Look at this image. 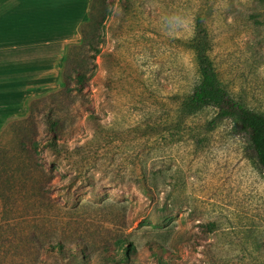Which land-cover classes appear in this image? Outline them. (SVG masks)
<instances>
[{"label":"rangeland","instance_id":"1","mask_svg":"<svg viewBox=\"0 0 264 264\" xmlns=\"http://www.w3.org/2000/svg\"><path fill=\"white\" fill-rule=\"evenodd\" d=\"M106 5L98 53L80 34L29 47L11 68L27 86L2 108L0 264H126L124 244L134 264H159L150 240L166 264H264V169L229 120L213 122L215 107L181 109L201 79L189 45L200 14L222 84L264 112V2ZM76 67L80 92L64 82ZM54 133L66 148L45 144ZM61 244L68 253L52 252Z\"/></svg>","mask_w":264,"mask_h":264},{"label":"trees","instance_id":"2","mask_svg":"<svg viewBox=\"0 0 264 264\" xmlns=\"http://www.w3.org/2000/svg\"><path fill=\"white\" fill-rule=\"evenodd\" d=\"M264 2V0H261ZM111 14V9L106 5V0H92L90 15L87 21L81 24V46L100 51L99 43L93 40V36L98 33V28L105 26V21ZM189 45L195 50L200 64L201 79L195 86L192 94L187 96L181 102V109L185 114H191L205 106H213L217 109V115L213 122L229 120L232 124V130L244 136L247 142L248 150L255 155L257 162L264 169V112L255 110L245 103L234 98L229 90L222 84L218 71L209 54L210 39L207 29L203 25L202 16L199 14L195 19V33L189 41ZM72 53L69 52L66 58V64H72ZM88 80L87 72L84 68L76 67L73 71L64 72V82L69 88L73 83L77 90L83 91V86ZM50 129L53 131L58 127V121L49 117ZM57 134L50 136L45 142L48 146L67 147V142L62 141L55 145L54 140ZM148 248L156 254V260L159 264H166L169 261L162 256L163 243L158 240H150ZM125 254L120 259L126 264L135 263V255H131L129 247L124 244ZM83 249V246L79 247ZM59 251L68 253L69 248L63 244L53 248L52 252ZM79 260H85L83 250L73 253Z\"/></svg>","mask_w":264,"mask_h":264},{"label":"crops","instance_id":"3","mask_svg":"<svg viewBox=\"0 0 264 264\" xmlns=\"http://www.w3.org/2000/svg\"><path fill=\"white\" fill-rule=\"evenodd\" d=\"M91 3L92 0H0V122L11 116L4 115L3 110H13L11 106L17 104L14 97H21L20 91L27 86V82L12 84V66H21V58L28 57V48L39 51L43 41H77L80 25L89 18Z\"/></svg>","mask_w":264,"mask_h":264}]
</instances>
